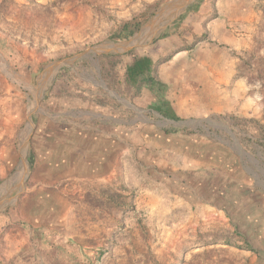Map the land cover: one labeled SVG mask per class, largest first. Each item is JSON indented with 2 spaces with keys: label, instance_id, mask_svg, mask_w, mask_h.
Here are the masks:
<instances>
[{
  "label": "rangeland",
  "instance_id": "rangeland-1",
  "mask_svg": "<svg viewBox=\"0 0 264 264\" xmlns=\"http://www.w3.org/2000/svg\"><path fill=\"white\" fill-rule=\"evenodd\" d=\"M134 18L139 29L116 38ZM137 55L153 58L189 125L174 142L213 157L214 171H203L212 187H194L193 173L181 196L148 178L120 195L82 185L59 230L85 241L74 264H246L228 194L244 168H264L250 159L264 157V0H0V211L26 195L34 111L53 92L153 107L154 93L126 80Z\"/></svg>",
  "mask_w": 264,
  "mask_h": 264
},
{
  "label": "crops",
  "instance_id": "crops-1",
  "mask_svg": "<svg viewBox=\"0 0 264 264\" xmlns=\"http://www.w3.org/2000/svg\"><path fill=\"white\" fill-rule=\"evenodd\" d=\"M90 93L70 97L53 92L35 109L29 151L33 169L26 195L8 213L0 211V264L78 261L82 253L77 247H86L85 241L74 243L59 230L69 227L72 207L68 197L81 194L82 185H97L99 196L120 195L122 189L148 178L177 186L176 194L181 196V183L191 182L193 173L194 187L202 189L208 182L212 187L203 175V171H214L211 154L199 149L188 155L170 136L175 132L181 136V128L189 126L184 120L166 117L137 101L123 104L117 98L104 105ZM165 99L180 117L170 97L165 94ZM151 100L156 103L158 98L151 96ZM250 159L253 164L264 163L260 155ZM244 169L245 175L232 181L237 196L228 194L229 203L237 208L231 211L241 217L233 221L241 236L232 245L248 246L239 249L248 253L246 264H264V168L258 166L256 174L249 167ZM82 205L88 207L89 202Z\"/></svg>",
  "mask_w": 264,
  "mask_h": 264
},
{
  "label": "trees",
  "instance_id": "trees-1",
  "mask_svg": "<svg viewBox=\"0 0 264 264\" xmlns=\"http://www.w3.org/2000/svg\"><path fill=\"white\" fill-rule=\"evenodd\" d=\"M143 22L139 18L126 21L121 29L114 36L118 39L129 38L136 30L139 29ZM126 80L136 88L147 87L156 98L157 102L153 108L159 110L164 116L174 120H180L170 102L165 99V93L168 85L156 77L155 61L148 55H137L126 67Z\"/></svg>",
  "mask_w": 264,
  "mask_h": 264
},
{
  "label": "water",
  "instance_id": "water-1",
  "mask_svg": "<svg viewBox=\"0 0 264 264\" xmlns=\"http://www.w3.org/2000/svg\"><path fill=\"white\" fill-rule=\"evenodd\" d=\"M191 121H194V122H196L197 124H201V120H191ZM184 124H186V121H184Z\"/></svg>",
  "mask_w": 264,
  "mask_h": 264
}]
</instances>
